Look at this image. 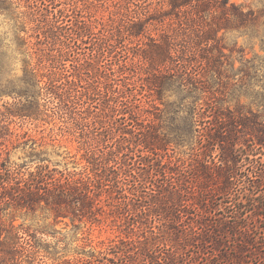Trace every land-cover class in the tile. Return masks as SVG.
I'll return each instance as SVG.
<instances>
[{
  "label": "rangeland",
  "instance_id": "374dc122",
  "mask_svg": "<svg viewBox=\"0 0 264 264\" xmlns=\"http://www.w3.org/2000/svg\"><path fill=\"white\" fill-rule=\"evenodd\" d=\"M10 2L13 4L0 3V165L4 171L23 176L43 168L55 177L89 178L99 209L95 219L75 221L55 217L45 207L35 211L7 209L5 218L13 216L16 227L22 225L37 232L34 242L38 246L34 248V257H27L21 245L29 236L8 240L4 233L0 236V264H156L153 262H162V257L159 259V252L146 248L145 242L163 240L160 252L167 256L165 248L175 243L173 238H177L180 254L185 255L184 264H208V259L211 264H226L224 259L235 255L234 250L227 249L230 254H222V245L215 247V251L212 245L205 248V253L200 252L199 239L186 245L184 236L174 233V223L162 226L170 217L167 211L149 208L151 188L155 189L161 181L150 182L156 178V170H141L140 166L148 162L141 156H154L153 152H130L127 145L119 149L120 142H128L132 137V130L154 128L159 137L156 144L160 146L156 150V164L160 161L168 171L179 169L185 177L182 181L195 187L196 182L190 185L186 181L192 180V166L204 158L202 151L206 147L199 149L203 145L200 135L209 123H191L189 102L195 94L184 92L179 84L159 92L154 82L168 72L152 59L153 39L160 40L168 32L193 31L194 23L182 24L180 9L173 10L168 0ZM230 3L263 14L254 24L218 33L220 43L211 51L217 54L222 50L224 55L220 56L219 75L214 74L213 100L217 107L236 114H264V0H229ZM46 17L54 20L62 39L74 38L64 62L70 72L74 67H84L83 77L97 86L92 99L75 97L60 108L56 99L47 102L42 97L28 98L24 94L27 70L45 71L41 64L49 63L47 52L54 47L51 37L55 31L45 28L42 20ZM133 18L147 22L143 33L125 39L112 36L113 30L115 33L121 24H128ZM138 28L139 25L134 30ZM109 44L112 53L106 48ZM100 45L104 50L101 55ZM88 70L90 74L86 75ZM29 91L32 94L38 88L31 87ZM129 107L136 111V117L124 115ZM122 116L130 121L124 130L119 128ZM234 130L238 157L242 159L248 153L253 157L250 150L255 144V130L241 125ZM212 131L229 133L227 128L213 127ZM209 147L213 148L212 158L218 162L220 148L212 144ZM127 152L129 156H125ZM260 164L243 161L239 172L260 171ZM160 172L161 168L157 169L156 173ZM194 180H203V175L200 173ZM140 182H145L146 187L139 188ZM134 222L141 225L136 232L131 231ZM144 222L152 223L155 229L161 226L165 236H141ZM250 250L240 253L250 255ZM213 254H219L218 258ZM255 261L247 256L240 264H256Z\"/></svg>",
  "mask_w": 264,
  "mask_h": 264
},
{
  "label": "trees",
  "instance_id": "16d2710c",
  "mask_svg": "<svg viewBox=\"0 0 264 264\" xmlns=\"http://www.w3.org/2000/svg\"><path fill=\"white\" fill-rule=\"evenodd\" d=\"M126 1L133 3L135 0ZM0 3L13 4L10 0H0ZM168 3L173 10L180 9L182 24L190 21L194 23V27L193 31L189 29L188 32H182L183 34L168 32L160 40L152 38L154 40L152 59L157 65H163L168 72L166 76H160L159 81L156 79L154 86L159 92H163L168 86L179 84L184 92L195 94L192 96L194 99L189 102L190 121L197 124L209 123L208 129L200 135L203 145L199 149L206 147L202 151L204 158L197 160V163L192 166L190 170L192 180L186 181L190 185L196 182L195 187L188 186L182 181L185 177L182 172L179 173V169L178 172L174 168L168 171L165 164H161L160 161L156 164L155 159L158 160L156 150L160 146L156 144L159 137L154 128L146 127L137 132L132 130V137L128 142H120L119 149L126 148L130 152L147 149L153 152L154 156L140 154L141 157L148 159L145 166L140 167L141 170L147 168L156 172L161 168L160 174L154 172L153 175H156V178L150 180L154 184L158 179L161 182L155 189L151 188L149 194L152 196V201L149 208L157 207L167 211L170 217L162 223V226L174 223L173 228L176 230L174 233L176 236H184L186 245L199 239L200 252L205 253V248L212 245H214L213 251L215 247L222 245V254H230L227 249L234 250L235 255L224 259L226 264H240L247 256L256 260V264H262V259L264 262L262 254L264 253V118H262L264 114L250 111L249 116L241 115L216 106L212 96L214 94L212 84L215 81L214 74L219 75L220 56L224 53L219 50L217 54H214L211 48L220 43L221 38L218 37V33L221 30L254 24L263 13L257 14L253 9L245 11L234 3L228 5L229 0H168ZM42 21L46 29L55 31L51 37L54 47L47 52L49 63L41 64L46 67L45 71L39 73L37 68L27 70L29 74L25 80L27 92L24 94L28 98L42 97L47 102L56 99L60 108L67 106L75 97L86 96L92 99V93L94 94L97 86L94 82L87 81L85 76L83 77L84 67H74L73 72H70L64 62L70 54L68 49L74 38L62 39L63 34L58 33L56 26L52 23L53 19L46 17ZM146 23V21H135L133 18L128 24H121L115 33L113 30L112 36L116 35L118 38L125 39L135 33H143L147 27ZM138 25L139 28L134 30ZM44 31L48 35V31ZM43 34L45 35V32ZM212 41L215 44L211 45ZM101 45L100 55L104 51ZM110 46L111 44L106 48L112 53ZM89 74L90 70L86 75ZM84 81L87 83L85 84ZM42 82L44 84L41 85ZM130 84L125 83L126 86ZM31 87L38 88V91L30 94ZM123 94H125L124 91L121 96H124ZM123 113L124 115L128 113L129 118L136 117V111L131 107ZM119 123V128L124 130L130 121L126 116H122ZM238 125L255 130L256 140L250 150L253 157H250L248 153L242 158L243 160L238 157L235 147L237 142L233 131ZM213 127H217L218 130L227 128L229 133L222 135L220 132L212 131ZM210 144L220 148L218 162L212 158L213 148L209 147ZM244 144L247 146V143ZM258 154L261 155L257 156ZM125 156H129V153H125ZM243 161H248L249 164L261 162L262 170L251 174L239 172ZM3 169L4 167L0 165V236L5 233L8 240L29 236L25 238L24 245H21V251L23 254L28 253L27 257L32 258L35 255L34 248L38 245L36 246L34 237L37 236V232L22 225L16 227L13 216L5 218L4 211L7 209L35 211L37 208L45 207L52 211L55 217H70L72 221L84 218L95 219L99 207L97 194L89 178L55 177L43 168L37 172H30L28 176ZM174 172L177 174L173 175ZM200 173L203 175V180L195 181L194 179ZM139 185V188L146 187L145 182H140ZM215 196L218 197L215 198ZM140 227L141 225L138 226L134 222L131 231L136 232L141 229ZM142 227L141 236H157V238L165 236L161 226L155 229L152 223L148 225V222H144ZM173 241L175 243H171L170 248H165L167 256H163L160 252L163 249L161 243L165 244L163 240L159 239L152 244L149 241L145 242L146 248L152 249L154 253L159 252V259L162 257V262L159 260L153 263L184 264L185 255L180 254V247L176 244L177 238H173ZM14 242L17 243V241ZM248 248L251 249L250 255L240 253ZM218 255L214 257L218 258ZM211 262L212 260L208 259L207 263L211 264Z\"/></svg>",
  "mask_w": 264,
  "mask_h": 264
}]
</instances>
